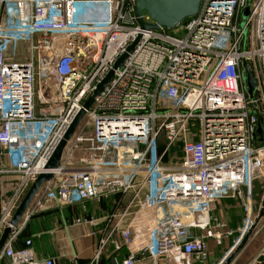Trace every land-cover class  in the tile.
Listing matches in <instances>:
<instances>
[{
  "label": "built area",
  "instance_id": "2783aa9c",
  "mask_svg": "<svg viewBox=\"0 0 264 264\" xmlns=\"http://www.w3.org/2000/svg\"><path fill=\"white\" fill-rule=\"evenodd\" d=\"M0 11V144L7 171L18 176L0 209V234L56 139L139 35L82 119L90 137L75 132L69 158L53 169L25 217L45 199L63 207L131 191L115 222L92 231L101 234L88 264H100L108 243L112 264H208L203 230L212 205L230 195L243 200L248 217L236 241L260 234L264 210L255 212L252 185L264 172V0H202L176 27L183 34L143 28L133 0H0ZM143 19L154 22L146 12ZM21 43L28 60L12 58ZM244 61L257 82L253 95ZM79 148L89 155L74 161ZM20 225L0 264H55L36 254L31 237L15 246ZM224 233L232 231L216 236ZM235 246L215 264L238 263L228 261ZM122 248L127 255L119 258ZM244 264H264V243Z\"/></svg>",
  "mask_w": 264,
  "mask_h": 264
},
{
  "label": "crops",
  "instance_id": "0c3cea01",
  "mask_svg": "<svg viewBox=\"0 0 264 264\" xmlns=\"http://www.w3.org/2000/svg\"><path fill=\"white\" fill-rule=\"evenodd\" d=\"M21 48L24 49L23 43L20 44L19 50ZM12 58L24 60L21 56ZM74 143L75 137L68 142L62 159L69 158L68 148ZM88 155L87 150L79 148L74 150L70 158L78 161ZM9 163L6 148L0 144V209L18 184V176L7 171ZM46 183L39 191H44ZM131 197V191L113 192L105 197L100 196V198L89 199L84 203L63 207L57 206L54 201L45 199L42 207L31 212L28 217L23 218L19 233L25 229L28 236L33 239L36 254L52 258L55 264H88L95 253L99 234H101L99 232L98 235H95L92 231H99L112 225L117 219V215H120L128 205ZM135 205L132 204L129 212L121 217L120 222L122 225L132 217L136 208ZM112 214L115 217L112 218ZM81 218H87L90 223H78L76 220ZM20 245L19 240L15 241V246ZM106 246L100 264L113 263V257H110V253L114 250L113 245L108 243ZM125 251L127 252L126 248H122L116 250L115 254L119 258H123Z\"/></svg>",
  "mask_w": 264,
  "mask_h": 264
},
{
  "label": "water",
  "instance_id": "95a60500",
  "mask_svg": "<svg viewBox=\"0 0 264 264\" xmlns=\"http://www.w3.org/2000/svg\"><path fill=\"white\" fill-rule=\"evenodd\" d=\"M202 0H133L134 12L137 16L139 24L143 28H167L173 29L179 26L186 18L195 15L201 5ZM146 11L154 22H146L143 19V12ZM249 17V9L244 11L243 23L247 21ZM140 35L137 39L127 47V50L117 59L114 68L109 71L107 76L97 84L93 93L87 98L83 108L75 115L71 123L64 129L63 134L56 139V143L52 146L50 152L47 154V162L44 166V170L41 171L36 178L32 181L17 208L15 209L8 224L4 226L0 234V251L4 247L6 241L9 239L13 231H15L20 225L21 221L26 215V212L37 195L41 187L45 182L53 177V169L59 167L63 152L71 140L75 132L77 131L82 119L86 115V111L92 106L95 97L106 87L108 82L114 75V70L118 68L123 60L127 57L128 53L133 49ZM246 81L248 86V92L253 95L257 82L253 72L251 71L247 62H243ZM258 132L262 134L261 126L258 128Z\"/></svg>",
  "mask_w": 264,
  "mask_h": 264
},
{
  "label": "rangeland",
  "instance_id": "374dc122",
  "mask_svg": "<svg viewBox=\"0 0 264 264\" xmlns=\"http://www.w3.org/2000/svg\"><path fill=\"white\" fill-rule=\"evenodd\" d=\"M146 12V11H144ZM2 14V12L0 11ZM0 14V17H1ZM172 33L183 34L182 30H177V28H173L170 30ZM24 44V49H20L17 52V56H21L24 60H28L30 58V49L27 43ZM264 120V115H263ZM88 118H85L81 122V126L77 129L80 132V128L83 129V137H90L92 130L89 126H85ZM264 126V123H263ZM78 134V133H77ZM74 137V136H73ZM87 137V138H88ZM171 156H178L180 154V146L176 144L172 148ZM252 192L254 196V206L255 212L259 209L261 211L264 210V172L261 176L255 179L252 185ZM23 198V197H22ZM21 198V199H22ZM21 200L16 204L15 208L12 211V215L17 208L18 204ZM5 204V203H4ZM3 204V205H4ZM212 223L211 225L203 230L208 247H209V259L208 264H215L221 257H223L231 247L236 243L235 253L229 256L228 261L232 263L235 261L237 257L238 263L234 264H244L251 257L257 254L260 246L264 243V227L262 228L260 234H258L253 241H249L250 234L246 233L240 240L236 241L241 236V229L244 227L246 222L248 221V217L246 214L245 206L243 200L237 195H230L219 198L212 205ZM256 212V213H257ZM11 215V217H12ZM258 223L259 217L255 219ZM22 222V221H21ZM253 221L251 223V226ZM232 231V234L226 236L225 233L221 235V237H217L216 233L218 231Z\"/></svg>",
  "mask_w": 264,
  "mask_h": 264
},
{
  "label": "trees",
  "instance_id": "16d2710c",
  "mask_svg": "<svg viewBox=\"0 0 264 264\" xmlns=\"http://www.w3.org/2000/svg\"><path fill=\"white\" fill-rule=\"evenodd\" d=\"M28 188H29V187H28ZM26 191H27V190H26ZM25 193H26V192H25ZM23 196H24V195H23ZM28 237H29V236H28L26 230L24 229L22 232H20V233L17 235V239H16V241L19 240V242L21 243L20 246H22L23 243H24V240H25L26 238H28ZM124 253H125L124 256H126V255H127V252L125 251ZM108 261H109V260H108Z\"/></svg>",
  "mask_w": 264,
  "mask_h": 264
}]
</instances>
